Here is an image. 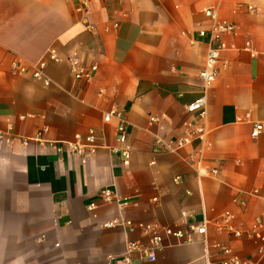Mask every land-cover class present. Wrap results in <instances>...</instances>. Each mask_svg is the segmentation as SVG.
<instances>
[{
	"label": "crops",
	"instance_id": "0c3cea01",
	"mask_svg": "<svg viewBox=\"0 0 264 264\" xmlns=\"http://www.w3.org/2000/svg\"><path fill=\"white\" fill-rule=\"evenodd\" d=\"M84 2L86 14L77 10ZM208 7L235 30L224 38L199 121L185 105L201 92L207 47L197 30L210 25ZM70 58L97 71L87 82L76 80ZM42 59V79L11 73L15 60ZM112 109L128 123V165L111 152L120 146L116 119L103 120ZM184 122L202 123L205 142L152 151L155 136L173 142ZM255 122L262 130L253 138ZM89 130L98 147L85 162L49 146ZM196 165L205 175H196ZM104 188L129 199L128 207L98 200ZM254 189L259 197L248 194ZM224 212L242 232L264 221V0H0V264H126V244H147L148 237L137 227L103 226L114 219L164 231L155 261L133 252L129 264H208L219 259L213 243L264 264V242L217 230ZM203 219L207 249L195 233L190 244L169 234L189 232Z\"/></svg>",
	"mask_w": 264,
	"mask_h": 264
},
{
	"label": "built area",
	"instance_id": "2783aa9c",
	"mask_svg": "<svg viewBox=\"0 0 264 264\" xmlns=\"http://www.w3.org/2000/svg\"><path fill=\"white\" fill-rule=\"evenodd\" d=\"M248 9L251 10L252 8L249 6ZM77 10L86 14L87 4L84 2L77 8ZM203 13L205 17L210 20V25L208 28L197 30L198 37L205 41L207 47L204 68L198 74L201 82V92L197 98L185 105L186 113L195 115L199 121L204 120L206 117L207 92L213 88L218 78L220 70V53L227 48L224 38L226 35L233 33L235 30L234 24L226 20L219 19L218 11L215 7H208L203 11ZM87 26L91 28L90 25L87 24ZM114 26L117 27L116 24H114ZM246 45L248 46L249 43ZM47 57L49 60L58 61L54 51H49ZM45 65V59H42V61H40L37 65H27L21 60H15L11 63L10 70L11 73L15 75H30L32 78L42 79ZM69 65L74 78L76 80L85 82L91 79L98 68L97 65H91L87 67L78 58H70ZM44 83L48 84V81L45 80ZM112 118L116 119L117 121L115 125V132L120 146L112 148L111 152L114 154L119 153L122 157V164L128 165L130 158V149L127 145L128 123L122 112L116 109H112L105 113L103 120L108 122ZM150 121L156 122L157 118L151 117ZM238 121H240V119H238ZM261 130L262 124L255 122L252 126L251 136L256 138L260 134ZM44 131L45 129L36 134L35 138L38 141H42V133ZM205 133V127L202 125V123L197 124L192 122H184L182 133L173 142L167 143L159 136H155L152 151L154 153L176 152L189 146L193 141L196 140L204 143ZM49 146H53L57 152H63L64 150L74 152L80 157L82 161L85 162L95 153L98 144L95 132L93 130H89L83 136L76 134L72 141L49 142ZM202 154L203 149L199 151L197 163H201V161L204 160ZM190 163H192V165L194 164L192 161H190ZM195 173L199 177L205 175L206 171L202 168V166L196 165ZM210 174L212 176L216 175L217 170H210ZM248 194L254 197L260 196L258 189H254ZM97 198L102 203L116 204L120 208H126L130 204L129 199L119 197L110 188L101 189L98 192ZM96 207V202H91L88 205L89 210H93ZM182 217L188 218V215L183 212ZM232 220L233 215L230 212H224L223 215H221L220 220L214 225L217 230L230 232L235 238L246 237L264 242V221L261 219H256L247 232H242L234 228ZM206 224L207 221L203 219L199 224H195L193 222L190 223L189 232L174 230L169 234L180 244H190L195 242V239L191 235V233H195L203 237L205 249H207L209 246L205 238ZM103 226L105 228L126 227L131 230L137 227L142 229L143 233L147 235V244H142L136 241H129L126 244L125 252L121 256L122 261L126 264L131 262V254L133 252L138 253L140 260L153 262L157 259L158 253H160L164 248V231L159 225L143 223L134 224L130 220L114 219L110 222L104 223ZM212 248L217 251L219 259L216 262H210L208 264H252L249 260L242 259L236 255L231 248L220 243H213ZM258 252L261 257H264V248H260ZM114 258V256H109L108 263H110Z\"/></svg>",
	"mask_w": 264,
	"mask_h": 264
}]
</instances>
